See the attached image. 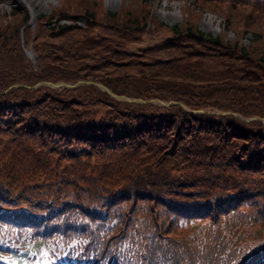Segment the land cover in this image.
Listing matches in <instances>:
<instances>
[{
	"label": "trees",
	"instance_id": "obj_1",
	"mask_svg": "<svg viewBox=\"0 0 264 264\" xmlns=\"http://www.w3.org/2000/svg\"><path fill=\"white\" fill-rule=\"evenodd\" d=\"M244 3L254 13L264 11V0ZM148 8L102 9L87 25L57 23L46 31L40 23L33 42L36 62L30 63L18 38L28 15L14 7L18 21L0 26V71L13 69L1 75L0 89L19 79L87 76L118 93L151 89L164 96L160 86H135L139 90L127 82L171 78L194 89L172 86L171 93L192 107L264 114V57L239 56L232 42L182 35L187 32L126 49L143 30L120 21L135 14L143 22ZM56 9V16L64 14ZM198 41L215 50L199 47ZM185 51L201 63L192 73L207 71V61L219 72L204 79L170 72L188 58ZM11 62L15 66H7ZM164 65L173 67L160 70ZM227 67L236 72L226 74ZM202 87L211 90L198 92ZM2 90V243L9 231L57 237L68 245L75 240L77 264H264V232L255 244L247 237L239 242L240 229L247 232L250 224L264 230V123L259 119L179 104L134 106L93 83L12 84ZM66 254L72 263L71 251Z\"/></svg>",
	"mask_w": 264,
	"mask_h": 264
},
{
	"label": "rangeland",
	"instance_id": "obj_2",
	"mask_svg": "<svg viewBox=\"0 0 264 264\" xmlns=\"http://www.w3.org/2000/svg\"><path fill=\"white\" fill-rule=\"evenodd\" d=\"M19 0H0V26L8 23L11 20L18 21V18L14 15V7L13 5L17 2L16 6L21 7L23 12L29 14L27 7L25 4H20ZM32 12L34 13V19L28 18L25 23L19 25V33L18 38L20 41L21 49L23 52L24 60L30 63L36 62L37 53L35 48L33 47L34 39L37 36V29L40 23L44 24L43 30L46 31L50 29L51 26H55L57 23L67 22V17H74L73 21L79 25H87L89 20L93 19V15H98L100 10L105 9L107 13H115L119 11L120 7L124 6L131 7L132 10L139 11V7L147 5L148 14L144 18L143 22H140V18H137L135 14L129 15L124 21H120L123 25L137 27L139 30H143L142 34L138 35L129 40L127 44L124 46L128 50H137L145 45H150L157 43L169 35L179 32L185 33L182 35L190 34V33H198L201 34L205 38H213L216 39L219 43L223 42H232L237 47L234 49L236 54H241L243 52H253L254 56H258V58L264 57V11H260L259 13H254L253 10H248V3H244L245 0H209L202 2L199 0H168L164 4L163 0H33ZM232 2V3H231ZM243 2V3H242ZM124 3V4H122ZM230 4V5H229ZM236 6H235V5ZM244 4V5H243ZM60 8L64 13L60 16H56L58 9ZM161 10L164 12L161 13ZM178 10V12H176ZM75 11V12H74ZM135 11V12H136ZM175 11V13H174ZM89 13H93L92 16ZM209 16V17H208ZM210 18V20H208ZM26 24V25H25ZM47 24V25H46ZM25 25V28H24ZM25 29V31H24ZM26 36H25V35ZM199 47L207 49L201 41H198ZM175 50V49H174ZM214 51L215 49H207V51ZM253 50V51H251ZM180 51H182L180 49ZM233 52V50H230ZM177 51L176 53H178ZM189 56L186 60L180 61L177 66H174L173 69H169L173 66L160 67V70L167 71L168 68L170 72L178 74L181 73L185 76H191L192 78L204 79L206 77H215V74L219 72L220 68H215L213 66V62L207 61L204 64L207 66V71L203 68V72H208L205 74L200 72L192 73L190 70L197 66H200L201 63L194 59L188 51H185ZM185 54L184 56H186ZM218 54V52H215ZM251 54V53H250ZM162 55V54H161ZM182 56V57H184ZM181 58V57H180ZM216 59V57H210L209 59ZM248 60L252 61V57L248 55ZM238 61V60H232ZM7 66H15L13 62L8 64ZM203 66V63H202ZM219 67V65H217ZM163 68V69H161ZM211 69L214 71L209 72ZM12 68H5L0 71L1 75H5L9 72H12ZM181 70H185L182 72ZM226 74H234L235 69L227 67ZM251 73V71H245V73ZM264 72V70H263ZM203 75V76H201ZM89 78L87 76H82L74 79H48L42 78L33 80L31 82L24 81L23 79L15 80L13 83L3 86V90H7L10 85H24V86H36L39 84H48L50 86H56L57 88H61L62 86L74 87L77 85H82L86 83H93L92 81L81 80L76 84H54L52 82L56 81H67L74 82L77 79H85ZM100 81V80H98ZM175 79H164V80H153L149 81L145 78H138L135 81H128L127 86L130 87H150L151 85L160 86L158 88H162L165 91L164 96H160L157 94H152L151 89H143L148 92L147 94H126V93H118L110 88L112 91L119 94L118 96L113 95L105 88L96 84L99 88L105 90L110 95L128 100L134 106H140L144 102H152L156 104H179L182 107L197 111V110H212L223 113H232L238 114L240 117L244 119L257 118L260 122L264 123V114H260L258 112H251L249 114H244L238 110H232L230 108H217L212 105H201L199 107H192L190 105L185 104L181 99L176 97H172L171 93L173 92V88H178L184 91H194L193 88L189 86L185 87L181 84H177ZM181 83V82H180ZM141 85V86H139ZM187 85V84H184ZM139 89L140 88H136ZM0 89V90H2ZM2 90V91H3ZM210 87H202L199 88L198 92H207L210 91ZM129 96L131 99L126 98ZM160 100L166 101L161 102ZM251 115H257L256 117H249ZM1 160V159H0ZM19 175V174H18ZM20 176V175H19ZM258 212V211H257ZM260 213V212H259ZM251 230L245 232L244 229H240L243 232L239 233L241 235L239 242L244 239L246 241V237L250 242L256 243V237L262 238L263 229H258L257 226H248ZM243 228V227H241ZM10 233L6 234V238H3L2 243L0 241V264H68L66 251H71V256H73V262L69 264H77L80 263V260H76L75 254L77 253V249L75 248L76 242L75 240H71L70 245L65 244L60 238H49L45 239L36 236L35 233H15L13 231H9ZM262 236V237H261ZM245 237V238H244ZM13 239L9 241L8 239ZM238 242V243H239ZM9 245V247L7 246ZM9 248H11L9 250ZM61 261L62 263H60Z\"/></svg>",
	"mask_w": 264,
	"mask_h": 264
},
{
	"label": "water",
	"instance_id": "obj_3",
	"mask_svg": "<svg viewBox=\"0 0 264 264\" xmlns=\"http://www.w3.org/2000/svg\"><path fill=\"white\" fill-rule=\"evenodd\" d=\"M81 80H85V81H92V82H94V83H96V84H98L99 86H101V87H103V88H105L106 90H108L110 93H112L113 95H115V96H118L119 94H117L116 92H114V91H112L110 88H108L106 85H104L102 82H100V81H98V80H91V79H89V78H85V79H77V80H75L74 82H67V81H56V82H52V83H54V84H66V85H73V84H76L78 81H81ZM126 98H128V99H131L129 96H126ZM161 102H166V101H163V100H160ZM257 115H251V116H249V117H256Z\"/></svg>",
	"mask_w": 264,
	"mask_h": 264
},
{
	"label": "bare ground",
	"instance_id": "obj_4",
	"mask_svg": "<svg viewBox=\"0 0 264 264\" xmlns=\"http://www.w3.org/2000/svg\"><path fill=\"white\" fill-rule=\"evenodd\" d=\"M27 5H28V7H29V9H30V12H31V14H34L33 12H32V6H33V3H34V1L33 0H23ZM109 1V0H108ZM168 0H163V2H164V4H166L165 2H167ZM164 11L163 10H161V13H163ZM176 12H178V10H176ZM174 13H175V11H174ZM209 17V16H208ZM208 20H210V18L208 19Z\"/></svg>",
	"mask_w": 264,
	"mask_h": 264
}]
</instances>
